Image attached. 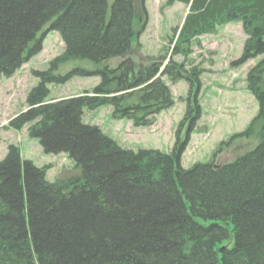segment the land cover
<instances>
[{
    "label": "trees",
    "instance_id": "16d2710c",
    "mask_svg": "<svg viewBox=\"0 0 264 264\" xmlns=\"http://www.w3.org/2000/svg\"><path fill=\"white\" fill-rule=\"evenodd\" d=\"M166 1L188 8L172 30L174 56H188L191 42L219 25L242 23L247 38L234 66L258 59L246 76L258 112L232 139L255 135V148L229 164L185 170L184 146L134 152L83 123L84 110L109 106L114 119L150 127L173 106L163 78L185 79L175 67L129 58L136 0H0V77L41 52L45 26L59 33L64 49L48 70L33 73L39 82L7 128L27 126L44 154L73 163L72 174L48 182L47 167L7 148L0 160V264H264V0ZM114 58L121 62L110 69ZM75 60L98 69L57 74ZM94 75L100 82L91 92L46 101L48 85Z\"/></svg>",
    "mask_w": 264,
    "mask_h": 264
},
{
    "label": "rangeland",
    "instance_id": "374dc122",
    "mask_svg": "<svg viewBox=\"0 0 264 264\" xmlns=\"http://www.w3.org/2000/svg\"><path fill=\"white\" fill-rule=\"evenodd\" d=\"M166 3V0H136L135 36L129 58L140 65L161 62L163 68L175 67L177 75L185 78L177 79L175 83L163 78L173 98L172 108L161 112L150 127H134L128 120L114 119L109 106L95 111L84 110L82 121L85 125L98 127L120 147L134 152L157 150L171 153L174 147L184 146L180 167L185 170L196 163H232L254 149L258 141L255 135L232 139L244 132L258 112L255 98L246 84V75L258 59L234 66L242 55L247 38L239 21L219 25L213 34L195 38L188 56H174L176 37L173 38L172 30L181 28L188 8L180 3ZM43 32L41 52L11 77H0V160L5 157L9 146H15L22 160L31 161L37 168L47 167L46 180L54 182L72 174L73 163L64 154H44L38 141L28 136L27 126L20 131L7 128L8 121L26 109L27 96L39 82L33 73L48 70L49 62L63 53L59 33L48 31L45 26L38 36ZM120 62L114 58L107 62V66L115 69ZM75 69L94 72L98 68L90 61L75 60L61 65L57 74L64 76ZM186 78L191 79L192 84ZM99 82V76H76L63 85H48L46 101L91 92ZM231 246L232 241L223 247Z\"/></svg>",
    "mask_w": 264,
    "mask_h": 264
},
{
    "label": "bare ground",
    "instance_id": "6f19581e",
    "mask_svg": "<svg viewBox=\"0 0 264 264\" xmlns=\"http://www.w3.org/2000/svg\"><path fill=\"white\" fill-rule=\"evenodd\" d=\"M58 179H62V178H58ZM57 180V179H56Z\"/></svg>",
    "mask_w": 264,
    "mask_h": 264
}]
</instances>
